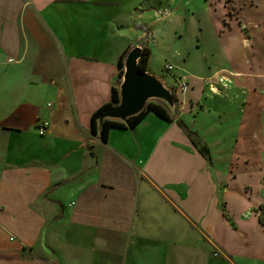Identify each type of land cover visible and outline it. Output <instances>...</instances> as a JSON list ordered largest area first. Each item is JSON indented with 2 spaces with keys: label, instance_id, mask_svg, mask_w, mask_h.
Listing matches in <instances>:
<instances>
[{
  "label": "crops",
  "instance_id": "1",
  "mask_svg": "<svg viewBox=\"0 0 264 264\" xmlns=\"http://www.w3.org/2000/svg\"><path fill=\"white\" fill-rule=\"evenodd\" d=\"M191 1L0 0V264H264V4ZM134 45L188 86L173 121L104 141L92 115Z\"/></svg>",
  "mask_w": 264,
  "mask_h": 264
},
{
  "label": "water",
  "instance_id": "2",
  "mask_svg": "<svg viewBox=\"0 0 264 264\" xmlns=\"http://www.w3.org/2000/svg\"><path fill=\"white\" fill-rule=\"evenodd\" d=\"M143 56L144 48L141 45H134L129 50L124 60V74L119 89L120 101L102 112L98 120L100 132L106 118L127 121L144 110L152 99L164 103L172 113H176L177 97L174 90L156 74L141 69L139 60Z\"/></svg>",
  "mask_w": 264,
  "mask_h": 264
},
{
  "label": "trees",
  "instance_id": "3",
  "mask_svg": "<svg viewBox=\"0 0 264 264\" xmlns=\"http://www.w3.org/2000/svg\"><path fill=\"white\" fill-rule=\"evenodd\" d=\"M150 53L151 50L148 47H144V56L142 58H140L139 60V65L141 67V69L147 70V65H148V60L150 59ZM127 57V53L123 54L121 56V58H119V67H120V74L119 77L121 79L122 75L124 74V60ZM121 81V80H120ZM118 82V84L116 86L113 87V89L111 90V101L104 105H102L96 112L93 113L92 115V120H91V132L93 135H97L101 140L106 141L108 139L110 130L112 128H119V127H123V128H133L135 127L139 122H141L143 120V118L146 116V114L150 111L155 112V114H157L158 116L166 119V120H170L173 121L176 118V113H172L164 103L162 102H155L153 100H150L147 104V106L144 108V110H142L140 113H137L136 115L131 116L127 121L120 120V119H105V121H103V126H102V130L101 132L99 131V124H98V120L100 119V116L102 114V112L108 107L117 104L120 101V83ZM181 125H184L183 121L180 120L179 121ZM190 135L192 136V141L193 143L198 147V149L201 151V153L203 154V156L205 158H207L208 160L211 161V151L210 148L201 142V140H198L193 134L192 132H189ZM261 211L259 212V217H260V221L262 222V224L264 225V207L263 205L260 206Z\"/></svg>",
  "mask_w": 264,
  "mask_h": 264
},
{
  "label": "rangeland",
  "instance_id": "4",
  "mask_svg": "<svg viewBox=\"0 0 264 264\" xmlns=\"http://www.w3.org/2000/svg\"><path fill=\"white\" fill-rule=\"evenodd\" d=\"M259 1L261 4H264V0H259ZM208 3L209 2L207 0H193V1H191L190 4H191L192 8L195 9L196 7H198L199 11H202L203 12L202 14H205V13H207V10L209 9V8H207ZM227 4L230 7L231 4L228 0H227ZM230 10L232 12H234L233 8H230ZM187 12H189V10H187ZM204 27H205V29H207V27H208V29L209 28L212 29V27L207 23L204 24ZM196 28H197V23H193L192 25H189L188 22H185V26H184V28H182L183 31H181L183 33V35L182 36L178 35L177 41L179 43H181L180 45L182 48H184L186 50L188 49V51H190V58L191 59H197L196 61H198V60H200V56H201L200 51L199 50L196 51L194 46L197 47V44H199L202 41V39H201V35H199V37H197V35L195 36V31H197ZM156 59H157L156 57H155V59H153V64H152L153 65L152 70H154V72H155L154 74H156L157 77H160L166 84L168 83L171 87L176 88V90H177L176 94H177L178 98L182 99L181 98L182 92H181V90H179L177 88V80L175 78V74H178L177 71H180L181 73H183L182 70L175 67V70L173 72L169 71L165 68V63L163 64V60L157 61ZM120 80H122V79H120ZM152 100L155 102H160V101L155 100V99H152ZM225 166H226L225 164H219V167H221L222 169ZM260 211H261V209H260Z\"/></svg>",
  "mask_w": 264,
  "mask_h": 264
},
{
  "label": "built area",
  "instance_id": "5",
  "mask_svg": "<svg viewBox=\"0 0 264 264\" xmlns=\"http://www.w3.org/2000/svg\"><path fill=\"white\" fill-rule=\"evenodd\" d=\"M165 68L169 71H174L175 70V65L172 64V62L167 61L165 62ZM235 75V73H230V74H218L217 76L210 78V80L206 81L209 84V87L212 91L214 92H221V86L226 87L228 85V80H229V76ZM175 78L177 80V88L178 89H182L183 91H186L187 86H188V81L185 77L183 76H177L175 74ZM174 92V91H173ZM177 97V100L179 99L177 94L175 95ZM52 103H48V105H51ZM38 127H39V131L41 134H45L47 132V130L50 127V123L47 120L44 119H39L38 122Z\"/></svg>",
  "mask_w": 264,
  "mask_h": 264
}]
</instances>
